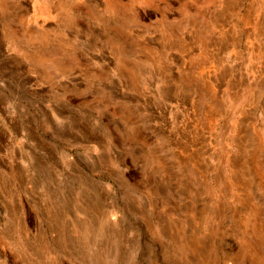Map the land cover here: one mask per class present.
Here are the masks:
<instances>
[{"label":"rangeland","instance_id":"rangeland-1","mask_svg":"<svg viewBox=\"0 0 264 264\" xmlns=\"http://www.w3.org/2000/svg\"><path fill=\"white\" fill-rule=\"evenodd\" d=\"M0 264H264V0H0Z\"/></svg>","mask_w":264,"mask_h":264},{"label":"bare ground","instance_id":"bare-ground-1","mask_svg":"<svg viewBox=\"0 0 264 264\" xmlns=\"http://www.w3.org/2000/svg\"><path fill=\"white\" fill-rule=\"evenodd\" d=\"M63 2H64V1H63ZM61 4H62V3H61ZM65 6H66V5H65ZM65 6H64V7H65ZM59 7H60V6H59ZM64 7H63V8H64ZM52 61H53V62H56L55 58H54ZM53 62H52V63H53ZM51 68H57V67H56V66H55V67L48 66V67H47V70H46V74H47V75H50V69H51ZM57 69H58V68H57ZM60 71H61V70H60ZM63 71H67V68L64 69Z\"/></svg>","mask_w":264,"mask_h":264}]
</instances>
